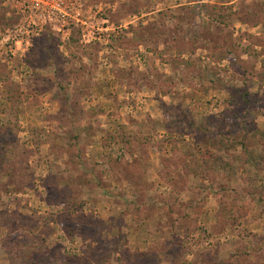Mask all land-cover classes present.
Wrapping results in <instances>:
<instances>
[{
  "label": "rangeland",
  "instance_id": "1",
  "mask_svg": "<svg viewBox=\"0 0 264 264\" xmlns=\"http://www.w3.org/2000/svg\"><path fill=\"white\" fill-rule=\"evenodd\" d=\"M0 264H264V0H0Z\"/></svg>",
  "mask_w": 264,
  "mask_h": 264
},
{
  "label": "trees",
  "instance_id": "2",
  "mask_svg": "<svg viewBox=\"0 0 264 264\" xmlns=\"http://www.w3.org/2000/svg\"><path fill=\"white\" fill-rule=\"evenodd\" d=\"M24 252H26V251L24 250Z\"/></svg>",
  "mask_w": 264,
  "mask_h": 264
}]
</instances>
